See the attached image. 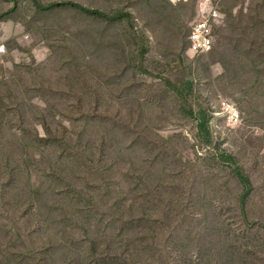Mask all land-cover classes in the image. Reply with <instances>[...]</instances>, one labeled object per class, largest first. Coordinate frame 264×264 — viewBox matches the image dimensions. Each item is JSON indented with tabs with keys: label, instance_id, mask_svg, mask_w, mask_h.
Here are the masks:
<instances>
[{
	"label": "rangeland",
	"instance_id": "obj_1",
	"mask_svg": "<svg viewBox=\"0 0 264 264\" xmlns=\"http://www.w3.org/2000/svg\"><path fill=\"white\" fill-rule=\"evenodd\" d=\"M30 1L0 0V264H113L129 238L122 264H264V0H38L119 22ZM205 1L222 25L194 56ZM186 81L182 104L213 111L209 145L170 86Z\"/></svg>",
	"mask_w": 264,
	"mask_h": 264
},
{
	"label": "trees",
	"instance_id": "obj_2",
	"mask_svg": "<svg viewBox=\"0 0 264 264\" xmlns=\"http://www.w3.org/2000/svg\"><path fill=\"white\" fill-rule=\"evenodd\" d=\"M30 2L32 4V6L35 8V10L40 11V12H45V11L51 10L53 8H60V7L63 8L65 6H68V7L74 9L75 11H77L79 13L94 16V17H97L99 19H103L105 21L119 22V21H122L125 19H129V14L124 13L122 11H116L114 13H108V12H105L102 10L86 7V6H84L78 2L55 1V2H50V3H45V4H41L38 0H31ZM188 37H189V35H188ZM141 41H143V39ZM187 41L189 43L188 39H187ZM144 53H145V50L143 48H141V55L143 56ZM142 72L147 73V70L144 69V70H142ZM170 86L180 96L181 104H182V102L185 99H187L188 95L191 93V90L193 88V83H192V81H186L185 85L180 86L178 84H174V83L170 82ZM185 105H186V103H183L181 105V110L185 115L192 117L193 119L196 120L198 135L201 138L202 142L204 143V145L211 144L212 143V136H211V131L209 129V122L211 119L210 116L212 117L213 111L211 112V109L209 108L208 105H206V106L199 105L197 110L193 109V107L190 103L187 106H185ZM213 158H215V159L218 158L220 160H223L230 167V169L232 170V173L238 178V180L240 181L241 186H242V190H241L239 198L246 199L247 196L253 190V183H252L250 176L245 172V170L242 168V166L238 163L236 157L233 154L226 152L225 150H222L221 147L216 144L215 148H214ZM71 192L74 196L79 195V193H77L73 190H71ZM82 194L85 196H90V195L93 196L92 193H82ZM89 199H91V197L85 198V200H89ZM241 203L244 204V202H241ZM101 213H102V211H101ZM125 224L127 227V219L125 221ZM134 226H136V225H134ZM81 231H82V233H85V232L89 233L90 232V231L88 232L87 229H85V230L81 229ZM132 236L133 235L130 234V237H132ZM90 237H91V244L89 247V251L86 254V257L90 258L89 261L91 260V262H93V260L98 255V253H97L98 250H101V249L100 248L95 249V245H98L99 243L92 237L91 234H90ZM131 241L132 240L129 238L126 242L118 245L121 248L122 252L119 251L118 249H112L110 251V253L108 255H106V256H109L111 258V261H110L111 263L122 264V263L128 262V260L126 261V257L123 254L126 253V254H128V256L134 255L132 252V248L134 246L131 243Z\"/></svg>",
	"mask_w": 264,
	"mask_h": 264
},
{
	"label": "built area",
	"instance_id": "obj_3",
	"mask_svg": "<svg viewBox=\"0 0 264 264\" xmlns=\"http://www.w3.org/2000/svg\"><path fill=\"white\" fill-rule=\"evenodd\" d=\"M200 22H195L189 33V45L187 54L200 55L207 54L213 46V28L222 25L221 13L207 1L200 3ZM221 114L226 117L230 125L239 123V111L234 103L227 99L221 101Z\"/></svg>",
	"mask_w": 264,
	"mask_h": 264
}]
</instances>
